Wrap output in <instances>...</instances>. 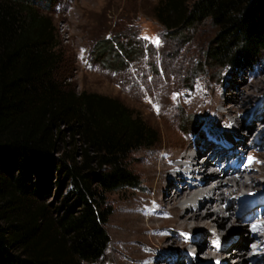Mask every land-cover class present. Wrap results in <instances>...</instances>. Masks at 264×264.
Returning <instances> with one entry per match:
<instances>
[{"label": "trees", "instance_id": "trees-1", "mask_svg": "<svg viewBox=\"0 0 264 264\" xmlns=\"http://www.w3.org/2000/svg\"><path fill=\"white\" fill-rule=\"evenodd\" d=\"M155 14L171 34L210 23L203 57L214 65L253 61L264 49V0H160ZM140 42L121 31L91 55L123 66L143 55ZM67 75L53 17L32 0H0V264L101 259L112 214L105 195L137 186L128 155L155 142L126 106L77 91Z\"/></svg>", "mask_w": 264, "mask_h": 264}, {"label": "rangeland", "instance_id": "rangeland-1", "mask_svg": "<svg viewBox=\"0 0 264 264\" xmlns=\"http://www.w3.org/2000/svg\"><path fill=\"white\" fill-rule=\"evenodd\" d=\"M32 1L54 19L58 32V49L67 67V81L79 92H94L119 101L152 129L155 138L151 146L136 148L128 155L129 167L139 177L137 186L106 193L107 203L112 209L106 225L110 244L101 259L85 264L116 263V222L121 207L132 193L141 190L144 181L140 157L162 143L165 136L163 125L178 132L179 138L174 140L176 146L183 139H191L195 134V142L209 155L216 146L213 144L204 148L205 143L200 137L207 133L209 140L214 138L215 142H221L231 150L230 162L239 164L238 167L243 169L244 173L248 169H253L257 174L261 171L262 166L259 163L251 164L254 155L259 159L261 155L264 156V49L253 61L214 65L207 61L203 54L204 47L215 33V28L206 23L181 35L171 34L155 14V7L160 0ZM121 31H130L141 39L143 55L117 67L95 61L91 51L97 41L113 37ZM211 90L218 92L217 95L222 100L229 96L234 97L236 112L232 117L228 116L231 125L226 126L216 115L209 112H189L185 106L189 97ZM254 91L257 93L254 94ZM160 105L159 110L162 112L160 117H157ZM217 108L219 111L225 110L221 105ZM235 117L241 118L243 126L235 123ZM252 123H255L258 129H255ZM81 151L82 149H79L78 155ZM223 151L227 150H222V153ZM187 152H197V148L186 147L182 153ZM244 153L245 156L239 161ZM91 154L96 153L92 151ZM214 158H217L216 155ZM200 161L202 162L203 158ZM171 175L175 174L171 172ZM258 179V183H253L251 190L244 189L242 194L237 195L236 205L231 206L229 200L221 204L223 211L225 210L223 213L231 216L220 232L222 243L224 242L229 248L228 251L233 254L224 259L225 264H243L239 261V255L245 257L244 264H264V246L257 244L256 237L249 234L254 230V224L264 221V176ZM229 189L232 188L225 185L221 187V190ZM65 191L66 188L62 190V194ZM170 191L173 195L175 189L171 188ZM53 195L52 190L46 202H51ZM211 196L212 194H209L207 197ZM229 197L232 198L231 195ZM171 205L169 204V207ZM206 211L207 206H204L202 212ZM212 217L213 214H208L202 223L191 221L187 226L188 235L194 239L200 238L202 233L211 234L217 228L212 222ZM210 240L206 239L204 248L200 249L198 246L194 247L193 242L180 239L175 245L173 240L169 239L165 248L158 251V254L180 257V262L183 261L184 264H216L212 256L205 252L209 249ZM250 245H253L251 254L248 252ZM236 252L239 253L235 254ZM216 256L213 255L214 258Z\"/></svg>", "mask_w": 264, "mask_h": 264}, {"label": "bare ground", "instance_id": "bare-ground-1", "mask_svg": "<svg viewBox=\"0 0 264 264\" xmlns=\"http://www.w3.org/2000/svg\"><path fill=\"white\" fill-rule=\"evenodd\" d=\"M217 94L218 92L211 90L190 95L191 97L185 101V106L189 112H209L216 115L226 126L231 125L228 116L232 117L236 112V101L233 96L222 100ZM218 105L224 106L225 110L219 111ZM160 107L161 105L157 113L155 112L157 117H160L162 112L159 110ZM240 119L236 118L235 123L243 126ZM252 125L258 129L255 123ZM163 128L165 136H163L162 143L140 157L144 181L141 190L132 193L121 207L122 210L116 222L118 258L115 264H158L159 261H161L159 264H184L183 261L180 262V257L158 254V251L165 248L169 239L173 240L175 245L180 239L193 242L195 245H191L196 248L198 246L200 249L204 248L203 243L206 239H211L209 249L205 251L206 254L212 256L216 264H225L224 259L233 254L228 251L229 248L225 246V243H222L220 232L231 216L223 213L225 210L223 211L221 204L229 200L231 206L236 205L237 195L242 194L244 189L251 190L253 183H258V178L264 176V156L261 155V159L256 155L254 158L250 156L251 165L259 163L262 166L258 174L253 169H248L244 173V170L238 167L239 164L230 162L231 150L223 143L215 142L214 138L209 140L207 133L200 137L205 143L204 148H209V145L213 144L216 146L209 155L197 145L195 134L191 139H186V141L183 139L176 146L174 140L179 138L178 132L174 128L169 130L164 125ZM186 147L197 148V152L183 154V149ZM222 150H227V153L224 151L222 153ZM215 155L217 158H214ZM243 156L245 153L241 155L239 161ZM171 172L175 175H171ZM224 185L232 189L221 190ZM171 188L175 189L173 195ZM209 194L212 196L207 197ZM169 204L172 205L169 207ZM204 206H207L206 212H202ZM208 214H213L212 222L217 225L216 230L209 235L202 233L200 238H191L188 235V224L191 221L202 223ZM254 225V230L249 234L256 237L257 244L264 246V221H258ZM235 245L238 246L236 243ZM252 249L253 245L248 246L249 253ZM213 255H217L216 258ZM239 256L241 257L239 261L244 264L245 257ZM186 264L194 263L187 262Z\"/></svg>", "mask_w": 264, "mask_h": 264}, {"label": "snow or ice", "instance_id": "snow-or-ice-1", "mask_svg": "<svg viewBox=\"0 0 264 264\" xmlns=\"http://www.w3.org/2000/svg\"><path fill=\"white\" fill-rule=\"evenodd\" d=\"M157 43H159V40L157 39Z\"/></svg>", "mask_w": 264, "mask_h": 264}]
</instances>
